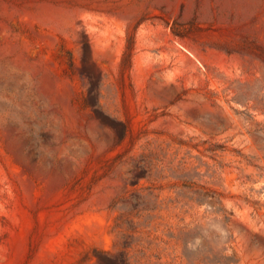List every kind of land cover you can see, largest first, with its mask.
<instances>
[{
	"label": "rangeland",
	"instance_id": "374dc122",
	"mask_svg": "<svg viewBox=\"0 0 264 264\" xmlns=\"http://www.w3.org/2000/svg\"><path fill=\"white\" fill-rule=\"evenodd\" d=\"M0 264H264V0H0Z\"/></svg>",
	"mask_w": 264,
	"mask_h": 264
}]
</instances>
